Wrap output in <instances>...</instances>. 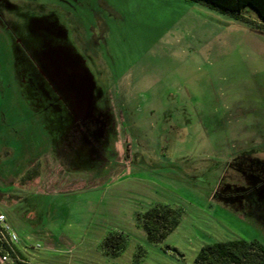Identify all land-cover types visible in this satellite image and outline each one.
Returning <instances> with one entry per match:
<instances>
[{
    "label": "rangeland",
    "instance_id": "obj_1",
    "mask_svg": "<svg viewBox=\"0 0 264 264\" xmlns=\"http://www.w3.org/2000/svg\"><path fill=\"white\" fill-rule=\"evenodd\" d=\"M244 16L193 0H0V212L19 237L0 264H192L210 242L264 243V185L244 195L253 213L223 198L255 178L247 154L264 159V25ZM35 60L65 97L51 102ZM42 151L40 175L14 177ZM158 204L180 221L149 242L139 218Z\"/></svg>",
    "mask_w": 264,
    "mask_h": 264
},
{
    "label": "trees",
    "instance_id": "obj_2",
    "mask_svg": "<svg viewBox=\"0 0 264 264\" xmlns=\"http://www.w3.org/2000/svg\"><path fill=\"white\" fill-rule=\"evenodd\" d=\"M193 1L204 2L210 8L229 14L235 19L246 20L244 14L252 11L257 14L264 25V0ZM43 151L29 163L30 169L27 168L26 172H18L14 177L20 178L24 182L26 179L40 175L39 172L44 163ZM139 221L147 240L159 242L178 225L180 211L167 205H153L140 216ZM18 245V242L12 243L7 239L0 238V254H7L9 257L15 258V252H19ZM124 245L123 241L114 239V234L107 236L103 242L107 254L111 256H118L124 249ZM16 257L18 260L19 257ZM192 264H264V243L258 239L245 240L241 238L210 242L201 246Z\"/></svg>",
    "mask_w": 264,
    "mask_h": 264
},
{
    "label": "flooded vegetation",
    "instance_id": "obj_3",
    "mask_svg": "<svg viewBox=\"0 0 264 264\" xmlns=\"http://www.w3.org/2000/svg\"><path fill=\"white\" fill-rule=\"evenodd\" d=\"M62 45H64L63 43H62ZM63 47V46H62ZM60 49V51H62L61 53H59V55L60 56H62V54H65V52L63 51V49L60 47L59 48ZM82 56V61L83 60H87V57L84 55V57H83V55H81ZM66 62H68V61H66ZM63 63H65V62H62V64ZM72 63V62H71ZM33 65L35 66V67H39L40 69H41V71L43 70L44 72V74H42V78L46 81V85H47V87H48V90H47V95L51 98V102L53 103V101L55 100V97H65V95L63 94L64 93V89H62L61 88V94L59 95L58 93H57V89L54 87V85L52 84V83H54V77H53V75L54 76H59L58 74H54V73H52V71L51 70H49L47 67L45 68L44 67V65H42L39 61H33ZM73 65V64H72ZM73 68H76L77 69V66L76 67H74V65H73ZM59 77H62V76H59ZM77 78V77H76ZM62 79V78H61ZM60 79V80H61ZM52 87H54V88H52ZM62 100V99H61ZM52 105H54V104H52ZM64 105H66V104H64ZM66 107V106H65ZM250 155H248L247 154V156L245 157V158H247V159H249V161H251V162H254V163H256L257 162V164L256 165H254V167H252L251 169H250V171H252V173H251V175H254L255 176V178L252 180V182H250L249 184H247V182L245 181V183H242L241 185V187L242 188H244L243 189V191H244V193H242V194H239L238 196H237V200L235 201L234 199L235 198H233V196H228L227 197V195L225 196L224 195V199L225 200H230V201H232V202H236L237 204H240L241 206H243V208H245V210H247L248 212L250 211L251 213H253L252 211V209H253V205L251 204V202H250V200H254L253 198H244V195L246 194V193H250V191H252L253 189H255L256 188V186H262V185H264V159H256V158H253V159H250L251 157H249ZM109 158H111V157H109V156H107V157H105V161L103 162V164H105V162L107 161V160H109ZM261 164V165H260ZM250 184H253L252 186H250ZM252 192H254V190L252 191ZM255 193V192H254ZM243 197V198H242ZM233 198V199H232ZM240 199H242V200H240ZM263 224H264V218H263Z\"/></svg>",
    "mask_w": 264,
    "mask_h": 264
},
{
    "label": "built area",
    "instance_id": "obj_4",
    "mask_svg": "<svg viewBox=\"0 0 264 264\" xmlns=\"http://www.w3.org/2000/svg\"><path fill=\"white\" fill-rule=\"evenodd\" d=\"M0 238L7 239L12 243L19 242V237L14 232V230L11 229L10 225L6 222V217L4 213H1V212H0ZM36 246L39 247L40 245L37 244ZM0 258L2 261H5L7 260L8 255L3 254L0 256Z\"/></svg>",
    "mask_w": 264,
    "mask_h": 264
}]
</instances>
